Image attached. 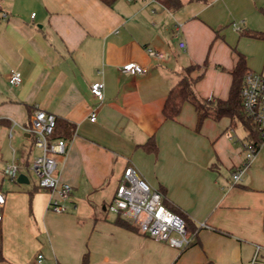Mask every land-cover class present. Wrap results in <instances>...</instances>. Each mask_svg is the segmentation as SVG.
Segmentation results:
<instances>
[{"label": "crops", "instance_id": "0c3cea01", "mask_svg": "<svg viewBox=\"0 0 264 264\" xmlns=\"http://www.w3.org/2000/svg\"><path fill=\"white\" fill-rule=\"evenodd\" d=\"M181 2L169 9L159 0H0V264H34L38 252L45 264H264V144L233 184L248 131L229 117L198 125L191 102L175 119L163 113L193 63L204 98L228 97L239 53L264 75V38L251 35L264 33V0ZM128 62L147 71L122 73ZM13 69L22 73L19 85L9 81ZM97 81L105 84L103 100L91 91ZM39 108L59 121L51 140L68 142L56 158L61 180L73 186L67 212L50 209L56 193L31 185L42 154L30 131ZM63 121L75 127L71 138L62 137ZM150 138L157 145L151 152L143 146ZM11 163L26 182L5 174ZM130 165L190 222V246L179 250L145 235L109 209Z\"/></svg>", "mask_w": 264, "mask_h": 264}, {"label": "built area", "instance_id": "2783aa9c", "mask_svg": "<svg viewBox=\"0 0 264 264\" xmlns=\"http://www.w3.org/2000/svg\"><path fill=\"white\" fill-rule=\"evenodd\" d=\"M180 46L185 47L186 43L181 41ZM147 51L150 56L159 60L169 58V53L164 51L154 48H147ZM120 71L129 74H143L147 68L137 62H128L120 67ZM9 81L13 85L21 84L22 73L13 69ZM104 88L105 84L102 81L94 82L91 85L93 95L100 100L104 99ZM241 97L244 112L259 130L261 142L258 147L250 142L246 144L248 150L246 159L233 172V184L242 179V175L248 169L255 153L264 144V75L262 73L249 70L245 74ZM90 119L96 121V109L91 112ZM56 125L57 116L53 112L39 108L32 114L30 131L36 135V144L42 149V154L34 159L32 168L38 175L39 187L57 194L49 201L50 209L56 212H67V202L71 198L73 186L61 180L56 158L67 152L68 142L64 139L51 140ZM5 174L11 179H17L19 176L18 165L15 163L7 165ZM164 199V194L160 190L152 188L130 165L125 168L108 207L112 212L121 214L126 219L137 223L143 234L183 250L194 242L195 233L190 228L188 221L170 209ZM5 203L6 196L0 189V226L4 220L3 207ZM34 264H45V255L42 252L35 255ZM252 264L261 263L254 259Z\"/></svg>", "mask_w": 264, "mask_h": 264}, {"label": "trees", "instance_id": "16d2710c", "mask_svg": "<svg viewBox=\"0 0 264 264\" xmlns=\"http://www.w3.org/2000/svg\"><path fill=\"white\" fill-rule=\"evenodd\" d=\"M102 1L112 3L114 0ZM159 1L169 9L178 8L182 5L181 0ZM251 35L254 37L264 38V33L261 32H253ZM198 68H200V65L195 63L186 67L177 83L170 89L163 108V113L166 118L175 119L180 114L183 104L185 102H191L198 111V125H200L205 118H213L217 120L223 117H229L232 119L234 124L240 123L248 131V143L250 142L252 145L258 147L261 142L259 130L246 116L241 97L243 79L245 74L249 71L245 55L242 53L238 54L237 63L231 70L232 84L227 98H204L198 94L195 87L196 79L192 77V72ZM63 124L66 131L65 134H62V137L71 138L75 131V127L67 121H63ZM58 125L59 121L57 119V125L53 136L57 133ZM143 146L150 152L156 150L157 148L156 142L153 138H150ZM118 223L130 226L128 221L121 218L118 219ZM3 258L0 236V260ZM84 262L87 263V256L84 257Z\"/></svg>", "mask_w": 264, "mask_h": 264}, {"label": "rangeland", "instance_id": "374dc122", "mask_svg": "<svg viewBox=\"0 0 264 264\" xmlns=\"http://www.w3.org/2000/svg\"><path fill=\"white\" fill-rule=\"evenodd\" d=\"M31 174H32V182H31V185H32L38 181V177L36 176V174L34 172H32ZM13 183H14V185L20 186V184L16 183L15 181ZM0 234H1V232H0Z\"/></svg>", "mask_w": 264, "mask_h": 264}, {"label": "water", "instance_id": "95a60500", "mask_svg": "<svg viewBox=\"0 0 264 264\" xmlns=\"http://www.w3.org/2000/svg\"><path fill=\"white\" fill-rule=\"evenodd\" d=\"M27 180V176L25 174H19L18 176V181L23 183V182H26Z\"/></svg>", "mask_w": 264, "mask_h": 264}]
</instances>
